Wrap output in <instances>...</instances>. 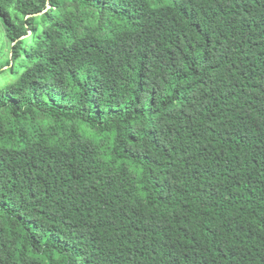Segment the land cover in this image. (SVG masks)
<instances>
[{
  "label": "trees",
  "instance_id": "trees-1",
  "mask_svg": "<svg viewBox=\"0 0 264 264\" xmlns=\"http://www.w3.org/2000/svg\"><path fill=\"white\" fill-rule=\"evenodd\" d=\"M0 29V264H264V0H0Z\"/></svg>",
  "mask_w": 264,
  "mask_h": 264
},
{
  "label": "rangeland",
  "instance_id": "rangeland-1",
  "mask_svg": "<svg viewBox=\"0 0 264 264\" xmlns=\"http://www.w3.org/2000/svg\"><path fill=\"white\" fill-rule=\"evenodd\" d=\"M0 40L3 41V39H2V30L1 29H0ZM5 51H7V49ZM14 78H15L14 76H4V75L0 76V86H3L6 83H9V82L13 81Z\"/></svg>",
  "mask_w": 264,
  "mask_h": 264
}]
</instances>
